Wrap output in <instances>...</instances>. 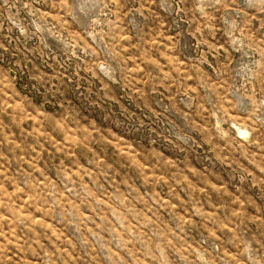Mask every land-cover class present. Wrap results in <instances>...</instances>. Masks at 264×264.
<instances>
[{"label": "rangeland", "instance_id": "1", "mask_svg": "<svg viewBox=\"0 0 264 264\" xmlns=\"http://www.w3.org/2000/svg\"><path fill=\"white\" fill-rule=\"evenodd\" d=\"M0 264H264V0H0Z\"/></svg>", "mask_w": 264, "mask_h": 264}]
</instances>
